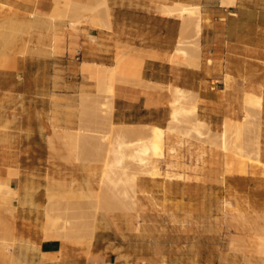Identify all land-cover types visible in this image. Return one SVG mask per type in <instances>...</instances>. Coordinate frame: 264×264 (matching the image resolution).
Masks as SVG:
<instances>
[{
    "label": "rangeland",
    "instance_id": "374dc122",
    "mask_svg": "<svg viewBox=\"0 0 264 264\" xmlns=\"http://www.w3.org/2000/svg\"><path fill=\"white\" fill-rule=\"evenodd\" d=\"M142 1H148L151 11L166 17L169 16L165 7L174 3L178 5L177 9H199L202 32L198 34L193 28L185 31L180 29L178 40L181 47L189 52L188 62L184 65H210L212 71L230 77L223 80L224 85L219 88L223 94V107L214 112H210L205 105L200 109L199 105L205 104V101L195 93L185 90L194 95L193 97H198V110L194 120L204 121L206 126L208 125L202 131L205 135L197 137L194 132L186 134L193 118L184 125L185 127L180 126L181 132H167L165 159L153 162L149 168L152 169V176H149L150 173L145 176V172L132 167L126 158L123 167L128 166L125 169L127 173L124 174L121 168L120 171L116 170L119 172L116 177L114 173V182H118V177L123 175L118 191L106 178L105 172L109 169L106 167L107 163H113L115 157L105 158L101 151L104 152V149L100 148V140L87 137L88 142L86 137L85 141L82 139L86 135L107 136L110 142L117 144V131L124 126L114 124L112 116L110 119L106 112H102L101 103L106 100L104 97L99 98L98 92L95 96L89 94L90 97L88 94L76 96L72 103L73 108L69 110L71 113L65 111L59 114L64 118V123L68 118L72 119L69 123L76 131H45L42 133V146L29 150L26 155H22L24 150L3 148L0 139V184L11 182L13 188H19L14 197L17 192L15 189V193H9L3 191L0 186V234L4 224L11 234L9 238L7 234L0 238V245L10 243L12 238H16L14 236L18 233L20 224L28 223L33 227L43 225L44 240H61L64 243L63 252H67L71 247L75 255L84 253L86 257L85 260L65 259L69 258L66 253L56 264H110V260L107 263L104 260H94L91 251L95 240H117L113 233H97L100 220L105 221L108 218L118 222L119 264H264V0H237L229 10L227 5L222 3L223 0ZM70 2H81V6L75 3L80 7L84 4L98 7L96 13L102 20L103 27H110L114 10L117 18L124 13L123 16L128 18L132 26L141 27L147 22L142 17L144 15L138 11L119 12L123 0H117L116 4L114 0H103L105 4H102V0H73L69 3L67 0H53L54 6L50 13L36 12L28 15L43 32L38 38L40 44L52 50L51 53L42 55H64L68 51L72 58L75 57L80 49L76 36L79 27H93L88 20L86 22V18H83L80 24L77 22L76 26L74 25L76 30L71 27V22L77 15L91 16V13L75 9L74 12H77L74 13L69 6ZM57 10L62 12V15L56 14ZM173 14L175 17L170 18H178L180 27H183V20L179 18L180 11L177 10ZM169 24L175 30L179 26L178 21ZM166 25L167 22L158 18L151 23L156 34L166 29ZM206 28L215 31L216 44L202 45V33ZM52 33L54 34L50 35ZM28 39L33 43L31 36ZM232 39L236 46L247 50L245 55H234L240 62L233 63L228 60L227 56L232 55L226 52L220 57L213 56L215 47H230ZM165 43L166 46L176 48L172 36ZM123 53L117 50L115 56L114 66L118 65V78L121 76L118 82L140 83L142 59ZM171 60L172 63L175 60L180 63L176 58L172 57ZM87 65L89 63L82 64L84 72H90ZM92 76L97 82V76ZM220 80L222 78L218 79ZM212 86L210 82L204 81L201 91L213 92ZM173 87L175 86L169 85L162 90L173 97L170 92ZM51 97L52 93L45 91L40 102L32 101V108L25 114L26 123H34L35 117L44 127L51 123L56 105L55 99ZM227 122L237 126L244 124L246 132L242 131L243 137L236 143L237 146L245 144L243 147L232 146L233 151H223L220 147L218 135L224 129L223 124ZM167 125L168 123L164 127ZM234 129L235 126L232 131ZM68 134L79 136L77 149L74 145L75 149L73 147L70 150L66 138ZM133 139L127 141H134ZM47 140L51 142L47 144ZM98 144H101L99 148ZM89 145L97 146L96 150H93V146V149H89ZM245 149L247 151L244 152ZM258 150L260 159L257 157ZM237 152H240L239 156ZM246 152H253L254 156L257 153V156L254 158L251 153V156H247ZM10 153L14 154L16 159V170L6 166ZM243 153L245 158L241 155ZM21 156L23 159L19 161ZM246 157H249L250 161ZM257 160L261 164L257 163ZM21 165L23 169L36 174L26 179V175L20 173ZM7 186L11 188L10 185ZM110 186L114 191L116 189V197L109 194L112 191L109 190ZM27 189L31 193L34 190L40 192L36 216L30 221L24 220V214L16 207L18 202L24 205L23 197ZM125 191L124 199L122 193ZM133 195H137L141 200L136 211L131 210L134 209L132 205L128 206L131 200L127 198ZM126 205L128 207H123ZM0 250V264H15L5 258L1 248ZM112 264H115L114 259Z\"/></svg>",
    "mask_w": 264,
    "mask_h": 264
},
{
    "label": "crops",
    "instance_id": "0c3cea01",
    "mask_svg": "<svg viewBox=\"0 0 264 264\" xmlns=\"http://www.w3.org/2000/svg\"><path fill=\"white\" fill-rule=\"evenodd\" d=\"M114 3L116 4L117 0H114ZM53 6V0H0V139L3 148L24 150L22 155H26L29 150L42 146L44 143L42 133L45 131L50 133L76 131L69 123L72 119L68 118L64 123V118L59 114L65 111L71 113L69 110L73 108L72 103L76 96L97 94L96 79L89 72L83 71L82 64L86 62L112 67L116 64L117 50L123 51V54H132V57L142 59L143 63L139 76L140 83L118 82L115 85L112 114L114 124L164 128L170 120L172 97L162 88L169 85L198 94L199 98L205 101V104L199 105L200 109L205 105L210 112H214L223 107V94L220 93L222 90L219 88L224 85L223 80H226L227 76L212 71L210 65L199 63L198 66H190L180 64L176 60L174 63L171 62L172 57L175 59L172 56L175 49L166 46L165 41L172 36L176 46L181 29L178 18L156 14L150 10L148 1L123 0L119 12L138 11L144 15L142 17L147 21L146 24L141 27L132 26L128 18L123 16L124 13L117 18L114 10L109 28L79 27L76 36L81 52L77 60V55L72 58L68 51L64 55H42V53H51L52 50L40 44L38 38L43 32L33 18H28V15L36 12L50 13ZM232 8L233 6H229L228 10ZM155 18L167 22L166 29L170 28L168 30L164 28L156 34L151 26ZM172 21L179 22L176 30L169 24ZM30 36L33 38V43L29 42ZM215 37L214 30L204 29L202 45L216 44ZM230 43L232 44L230 47H215L213 56L220 57L226 52L232 55L227 56L228 60L238 63L240 61L235 59L234 55L236 53L245 55L247 50L236 46L233 39ZM69 45L70 40L67 49ZM220 78L222 80L218 81ZM204 81L213 85V92L201 91ZM45 91H50L56 101L53 120L45 127L36 117L34 123H26V111L32 108V101H41ZM29 120L31 121V118ZM50 142L47 140V144ZM22 157L19 161L23 159ZM15 163L14 154L10 153L6 162L7 168L16 170ZM20 173L26 175V179L36 174L23 169L22 165ZM31 197L32 205H21L19 202L16 205L27 221L33 220L36 216L40 192L34 190ZM42 226L20 224L19 231L14 237L21 239L19 244L24 242L21 254L23 261H32L33 264H56L66 253L69 258L65 259L85 260L84 253L75 255L71 247L67 252H63L64 243L61 240H44ZM97 233H113L117 240H95L91 247L94 260H104L106 263L110 260L112 264L114 259L115 264H119L118 222L115 223L108 218L105 221L100 220ZM6 234L8 238L11 236L9 228L4 224L0 238L5 237Z\"/></svg>",
    "mask_w": 264,
    "mask_h": 264
},
{
    "label": "bare ground",
    "instance_id": "6f19581e",
    "mask_svg": "<svg viewBox=\"0 0 264 264\" xmlns=\"http://www.w3.org/2000/svg\"><path fill=\"white\" fill-rule=\"evenodd\" d=\"M69 1H72L73 0H67V2L69 3ZM235 1L236 0H223L222 3L223 4H226L228 7L229 6H233L235 4ZM55 2V1H54ZM58 2V1H57ZM103 2V0H102ZM75 3H78V2H74V4L70 2L69 6L71 7V9L73 10L74 12V9L75 10H81L80 12H90L91 13V16H82V15H77L75 17V19L71 22V27H73L75 29V24L78 22H81V20L84 18H86V22L88 20V23H90L93 27H103V22L101 19H99L98 17V13L97 12V9L98 7H90V6H85L86 4L82 5L81 6V2L78 3L80 4V6H76L77 4ZM89 3V2H88ZM94 3V2H93ZM173 3V2H172ZM56 4V3H55ZM58 4V3H57ZM102 4H105V2H103ZM59 7V6H58ZM61 7V6H60ZM57 8V7H55ZM166 10L168 11V16L169 17H175V14H173L175 11H180V17L182 20H183V27L182 30L185 31L186 29H189V28H193V30H195L198 34H200L202 32V24H201V20H200V17H199V9L198 8H189V7H181L180 9H177L178 8V5H175L172 4V5H167L166 7ZM60 9V8H59ZM64 9V8H63ZM54 10V9H53ZM56 11V10H55ZM62 11V10H61ZM66 10H64L65 12ZM76 11V12H77ZM64 12H63V15H64ZM68 13V11H66ZM74 12V13H76ZM109 12V11H108ZM57 13H60L62 15V12L58 11L56 12ZM78 14V13H77ZM109 14V13H107ZM34 16V15H32ZM74 16V15H73ZM58 18V17H57ZM83 20V21H85ZM70 22V21H69ZM85 22V23H86ZM83 23V22H82ZM80 24V23H79ZM90 24H88L90 26ZM41 25V24H40ZM70 25V24H69ZM75 25V26H74ZM83 26V25H82ZM85 27V26H84ZM37 28V27H36ZM104 28H107V27H104ZM98 29V28H97ZM111 29V28H110ZM109 29V30H110ZM54 30V29H53ZM73 30V29H72ZM76 30V29H75ZM89 30V29H88ZM95 30V29H94ZM88 36V35H87ZM176 48L173 52V55L176 59H178L180 61V63L182 64H186L188 62V59H189V52L185 49H183L181 47V43H180V40H177L176 42ZM164 56V55H163ZM160 57V56H159ZM172 61V60H171ZM84 64V63H83ZM90 67V74L91 75H96L97 76V82H96V88H97V92H98V97H104V99L106 100L104 103H101V110L102 112H106V116L109 117L111 119V116L113 114V98H114V94H115V85L116 83L118 82V74L120 72V68L118 67V65L114 66V67H106V66H103V65H96V64H89L87 65ZM242 70V69H241ZM228 76V75H227ZM230 76V75H229ZM226 77V75H225ZM230 79V77L228 78ZM120 81V80H119ZM157 84V83H156ZM145 86V85H144ZM152 86V85H151ZM142 87V86H141ZM153 88V87H152ZM158 88V87H157ZM160 88V87H159ZM163 89V88H162ZM215 90V89H214ZM162 91V90H161ZM213 91V90H212ZM169 92V91H168ZM172 93V101L170 102V107H171V113H170V120L168 122V125L164 128L162 127H158V126H122L119 128V130L117 131L118 133V143H113L112 141L110 142L109 139L107 138V136H102V137H99V135L97 137H94L96 135H86L84 137H82V139L84 140V138L86 137H89L91 139H98L97 141L100 140V143L102 144H98V148H103L104 149V152L103 150L102 153L105 155V158L106 159H111V157H115V160L113 163L111 162H108L106 167H108L107 169L108 170H105L106 172V178L108 180H110L111 184H113L115 186V188L117 189L118 191V187L120 186V180L122 179L121 177H123V175L121 177H118L119 180L118 182H114L116 180V178L114 179V173L115 174V177L117 174H119V172L117 173L116 170L120 171L119 168L123 169V173L126 174L127 172L125 171V169L128 168V166L125 168L123 167L124 165V162L126 161L125 159L128 158L129 161H130V164L132 167L138 169L140 172H145V176H146V173L147 175L149 174V176H152L150 171H152V169H149L150 166L153 164V162L155 160H164L165 159V153H164V150H165V146H166V134L167 132L169 133H174V132H181L180 130L182 129L181 127H185L184 125H186V123L191 119L193 118L192 122L189 124H191V126L189 124H187L188 126H190L187 131H186V134H191V132H194L195 135L198 137H201V136H204L205 134H203L202 131H204L207 126H206V123L204 121H201V120H194L195 116L197 115V110H198V102H197V99L196 97H193L191 93H188L186 92L184 89L182 88H178V87H173V90L170 91ZM170 94V93H169ZM82 95H87V94H82ZM97 95V94H96ZM198 95V94H197ZM89 96V94H88ZM87 97V96H86ZM90 97V96H89ZM219 98V97H218ZM98 104V103H97ZM98 107V106H97ZM105 115V114H104ZM103 117V116H102ZM109 119V120H110ZM229 121V119H227ZM191 121V120H190ZM194 121V122H193ZM233 122V121H232ZM185 123V124H184ZM193 123V125H192ZM229 122L227 123H224V129L223 131L218 135L220 140L218 139V141H220V147L223 149V151L225 150H229V151H233L232 149V146L234 148L235 147H240L241 144L237 146L236 143H238L241 139V136L243 135L242 131H245L244 130V124L243 126H237V125H229L228 124ZM238 123V122H237ZM183 124V126H182ZM236 124V123H235ZM251 124V123H250ZM258 124V123H257ZM181 126V127H180ZM210 126V125H209ZM235 126V129L234 131L233 130V127ZM181 128V129H180ZM188 128V127H187ZM205 128V129H204ZM256 129V127H255ZM260 129V128H259ZM210 131V130H209ZM256 131V130H255ZM232 132V134H234L233 136L230 135ZM246 132V131H245ZM259 132V131H258ZM91 133V132H90ZM183 134H185L184 132H182ZM193 133V134H194ZM89 134V133H88ZM259 134V133H258ZM77 134H75L74 136L73 135H69L66 137L67 138V145L69 146L70 150H72V148L76 147L77 149V146L76 145H79L77 143ZM80 135V133H79ZM84 135V134H82ZM194 135V136H195ZM207 135V134H206ZM209 135V134H208ZM232 136V137H231ZM81 137V136H80ZM243 137V136H242ZM85 138V139H86ZM131 138H134L133 140L134 141H127L128 139H131ZM137 140H136V139ZM205 138V137H203ZM254 138V137H252ZM88 139V138H87ZM200 139V138H199ZM216 140V139H215ZM85 141V140H84ZM87 141V140H86ZM257 141V140H256ZM88 142H89V139H88ZM94 142V141H93ZM210 142V141H209ZM252 143V141H250ZM98 143V142H97ZM245 143V142H244ZM95 144H96V141H95ZM249 144V143H248ZM243 145L245 144H242L241 147H243ZM254 145V143H253ZM90 146V145H89ZM94 147V145H91ZM89 147V149H93L92 147ZM247 146V145H246ZM74 147V149H75ZM79 147V146H78ZM96 147L95 146L93 150H96ZM249 147V146H247ZM258 147V146H257ZM218 148V147H217ZM221 149V150H222ZM232 149V150H231ZM259 149V147L257 148ZM254 150V149H253ZM247 151L246 149L244 150V152ZM100 152V150H99ZM241 152V151H240ZM239 152V153H240ZM257 152V150H256ZM255 152V153H256ZM238 153V152H237ZM239 153L237 154L239 156ZM248 154V152H246ZM251 153V152H250ZM249 153V154H250ZM258 153L259 154H253V152L251 153L254 158L257 156L259 159H260V152L258 150ZM234 154V153H233ZM236 154V153H235ZM245 153L241 154L242 156L244 155ZM247 155V156H251V155ZM103 155V156H104ZM240 155V157H241ZM244 157V156H243ZM245 158V157H244ZM247 158V157H246ZM249 158V157H248ZM247 158V159H248ZM253 158V159H254ZM250 159V158H249ZM248 159V160H249ZM105 161V160H104ZM109 161V160H108ZM250 161V160H249ZM251 161L252 160V157H251ZM259 161L257 160V163ZM106 163V162H105ZM261 164V162H259ZM125 166V165H124ZM152 168V167H151ZM104 170V169H103ZM135 170V169H134ZM109 171V173L107 172ZM137 171V170H136ZM122 172V170H121ZM108 173V174H107ZM121 173V174H123ZM113 174V176H112ZM17 175V174H16ZM13 176V175H12ZM10 175V177H12ZM113 177V178H111ZM126 177V176H125ZM104 179V178H102ZM114 179V180H113ZM125 179V178H124ZM104 181V180H103ZM102 181V182H103ZM109 182V181H108ZM106 182V183H108ZM9 182H6L4 183V185H1L0 186L3 188V191H7L9 193H15L14 191L19 188H13L12 185H11V182L10 184H8ZM105 183V184H106ZM123 183V182H122ZM10 185L11 188L7 185ZM101 184V183H100ZM109 184V183H108ZM110 185V184H109ZM119 185V186H118ZM108 186V185H107ZM113 186V188H114ZM0 187V190H2ZM15 189V190H14ZM26 189V188H25ZM31 189V188H30ZM71 189V188H70ZM112 190L110 191L111 193H109L110 195L113 194L114 197H116V193L114 195V192H116V189L114 191V189L109 188V190ZM146 191V190H145ZM18 191L14 194L16 197ZM120 193V192H118ZM125 192H123L122 194L124 195ZM121 194V195H122ZM132 194V193H131ZM137 194V193H136ZM109 195V196H110ZM119 195V194H118ZM121 195H120V200H121ZM122 195V198L125 197V195L123 196ZM128 196H130V194L127 193ZM108 196V197H109ZM112 197V196H111ZM113 197V199H114ZM127 197V196H126ZM110 198V197H109ZM111 199V198H110ZM117 199H119V197H117ZM125 199V198H124ZM127 199H130L131 200V204H129L128 206L130 207L132 205L133 208H131V210H134L136 211L135 209L137 207H139V205L141 204V200L140 198L137 196V195H133L131 196V198H127ZM23 200H24V205H32L33 204V201H32V197H31V192L27 189L25 194H24V197H23ZM104 200V199H103ZM109 200V199H108ZM123 200V199H122ZM107 201V199H106ZM112 201V199H111ZM114 201V200H113ZM115 202V201H114ZM117 202V201H116ZM121 202V205H122V201ZM127 202H130L127 200ZM102 203V202H101ZM104 203V202H103ZM111 203V202H110ZM230 203V202H229ZM120 204V203H119ZM128 204V203H127ZM228 204V203H227ZM226 204V205H227ZM101 205V204H100ZM104 204H102L103 206ZM108 205V203H107ZM111 205V204H110ZM124 205V203H123ZM127 205L126 206H123V207H128ZM100 207V206H99ZM108 207V206H107ZM115 207V206H114ZM103 208V207H102ZM124 208V209H125ZM130 209V208H129ZM128 210V208H127ZM98 213V212H97ZM139 216V215H138ZM58 223V222H56ZM66 223V222H65ZM11 240H13L12 242L10 243H3L2 245H0L1 249H2V253L4 255L5 258H9L10 262L11 263H15V264H32V261H23L22 258H21V254L23 252V249H24V245H22L24 242H22V244H19L20 240L19 238H12ZM7 241V240H6ZM36 250V249H35ZM1 251V250H0ZM26 254V253H25ZM26 256V255H25ZM26 259V257H25Z\"/></svg>",
    "mask_w": 264,
    "mask_h": 264
},
{
    "label": "built area",
    "instance_id": "2783aa9c",
    "mask_svg": "<svg viewBox=\"0 0 264 264\" xmlns=\"http://www.w3.org/2000/svg\"><path fill=\"white\" fill-rule=\"evenodd\" d=\"M80 52H81L80 50L77 51V60H79L80 58Z\"/></svg>",
    "mask_w": 264,
    "mask_h": 264
}]
</instances>
